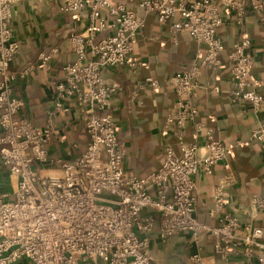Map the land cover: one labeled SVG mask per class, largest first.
<instances>
[{
    "label": "built area",
    "instance_id": "2783aa9c",
    "mask_svg": "<svg viewBox=\"0 0 264 264\" xmlns=\"http://www.w3.org/2000/svg\"><path fill=\"white\" fill-rule=\"evenodd\" d=\"M20 1L0 0V164L16 179L10 196L0 194V264H153L147 249L157 223L162 243L182 233L190 235L194 244L207 237L223 264H264V224L241 225L237 215L227 213L228 178L218 180L214 187L208 217L216 221L215 226L195 218L193 180L199 172L211 175L233 148L215 140L212 128L196 122L201 73L217 74L223 66L224 47L217 32L225 24V15L241 30L246 8L263 15L264 0L138 2L143 14L154 15L174 42L175 35L186 33L205 48L188 69L167 80L175 101L165 115L162 133L171 135L178 149L166 144L161 165L144 176L123 169L125 146L117 136V124L112 116L100 115L110 110L112 96L122 91L120 84L104 79L103 71H136L143 66L133 53L144 18L113 0H60L61 12L76 19L88 12L90 24L83 32L68 34L74 60L61 67L59 76H51L52 109L47 124L35 126L19 116L24 101L13 90L17 74L11 65L19 43L11 28L12 9ZM100 33L106 36L97 39ZM250 45L241 33L227 59L233 101L248 103L257 114L264 80L252 77L255 64ZM57 53L52 48L37 57L47 73ZM33 68L28 62L21 75ZM144 83L154 90L160 87L151 77ZM141 85L131 92L132 99ZM73 105L88 139L85 150L74 160H57L58 174L42 177L32 167L53 163L47 150L53 121L68 114ZM188 124L194 125L202 146L184 142ZM249 141L264 151V126L254 130ZM144 210L149 214H143ZM248 212L250 216L264 212V194L251 196ZM191 260L202 264L198 253Z\"/></svg>",
    "mask_w": 264,
    "mask_h": 264
},
{
    "label": "crops",
    "instance_id": "0c3cea01",
    "mask_svg": "<svg viewBox=\"0 0 264 264\" xmlns=\"http://www.w3.org/2000/svg\"><path fill=\"white\" fill-rule=\"evenodd\" d=\"M139 1L113 0V3L125 5L145 20L133 53L134 59L141 61L143 66L136 71L127 68H107L103 71L104 79L120 84L122 91L112 96L110 110L100 115L112 116L117 124V136L125 146L123 169L144 176L161 165L166 144L178 149L176 140L162 133L165 115L175 101L173 89L167 80L188 69L197 57L204 54L205 48L186 33L175 35L174 42L173 36L166 27L157 23L154 15H144L137 7ZM59 8L60 0H21L12 9L11 28L19 43L18 54L11 65V70L17 74L13 90L24 101L19 116L35 126H45L52 109L54 90L51 76H59L61 67L74 60L67 40L68 34L72 31L83 32L90 24L88 12H83L76 19ZM263 15L248 6L241 30L235 27L231 16L225 15V24L217 32L224 47L221 54L222 69L217 74L203 70L200 76L202 88L196 92V122L212 128L215 140L233 146L226 160L215 165L211 175L199 172L193 177L197 187L195 218L210 226L216 225V221L208 217L212 209L214 187L223 178H228L230 182L227 213L237 215L241 225L249 222L256 226L264 224V212L253 216L248 212L251 196L264 194V151L258 144L249 141L251 133L264 126V90L261 91L263 102L257 114L252 112L248 103L233 101L227 59L232 46L244 33L250 40L249 53L255 64L252 77L264 80ZM105 36V33H100L97 39ZM52 48H56L58 53L51 60V70L47 73L37 57ZM28 62L33 64V70L28 75H21ZM148 77L158 81V90L144 83ZM140 84L142 87L138 88L137 97L132 99L131 92ZM53 130L52 139L47 145L53 163L32 167L42 177L58 174L55 162L78 158L88 141L79 111L74 105L68 114L53 121ZM183 139L188 144L203 145V140L195 136L193 124L187 125ZM15 185L16 179L0 164V194L10 196ZM142 213L149 214V211L144 210ZM147 251L153 264H196L191 260L196 253L202 258V264H223L214 254L212 242L207 237H202L198 244H194L190 235L182 233L162 243L158 238V223L149 235Z\"/></svg>",
    "mask_w": 264,
    "mask_h": 264
}]
</instances>
